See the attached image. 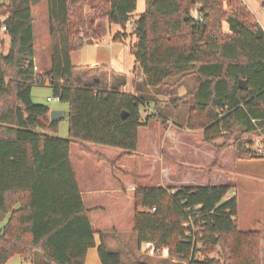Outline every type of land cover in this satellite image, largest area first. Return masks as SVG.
Instances as JSON below:
<instances>
[{"label": "trees", "instance_id": "obj_1", "mask_svg": "<svg viewBox=\"0 0 264 264\" xmlns=\"http://www.w3.org/2000/svg\"><path fill=\"white\" fill-rule=\"evenodd\" d=\"M40 1L0 0V19L6 17L0 36V222L7 219L0 264L14 257L31 264H85L87 251L96 247L70 158L72 144L93 156L85 143L131 156L140 129L158 120L164 128L173 122L202 131L206 145L223 140L215 147L217 159L231 149L238 161L264 160L258 153L264 146V28L241 0H144L131 32L113 38L119 44L134 39L132 69L143 76L137 93L123 90L126 74L114 72L106 80L71 62L84 40L100 38L97 22L125 30L136 0H47L50 68L43 73L34 65L32 12ZM185 77L195 79L186 96L164 103L149 96ZM34 86H48L67 106L68 138L57 136L49 108L32 101ZM150 103L152 111L142 119L141 109L146 112ZM119 158L103 160L121 170ZM229 191L212 184L137 187V244L158 254L166 250L179 264H261V232L238 228L237 199ZM108 237L99 234L100 264H123L120 253L110 251Z\"/></svg>", "mask_w": 264, "mask_h": 264}, {"label": "rangeland", "instance_id": "obj_2", "mask_svg": "<svg viewBox=\"0 0 264 264\" xmlns=\"http://www.w3.org/2000/svg\"><path fill=\"white\" fill-rule=\"evenodd\" d=\"M241 1L255 16L258 24L264 28L262 0ZM136 2V11L132 14L125 30L117 25H109L106 21H99L95 30L100 38L84 40L82 49L71 54V62L74 66L89 67L91 74H103L106 80H110V75L114 71L126 74L124 91L134 93L142 88L140 84L143 79L140 70L134 73L132 69L134 60L129 53V45L134 39L130 38L125 44H119L113 42V38L119 32L125 31L128 34L131 32V22L144 10V0H136ZM88 8L89 4L85 6V10L87 11ZM32 15L34 63L39 71L45 72L50 68L47 0H41L33 8ZM104 65L111 69L103 70ZM194 85L193 77H185L180 81L170 80L165 88L158 92L151 91L149 96L159 103H164L170 97L186 96L193 91ZM166 87L171 94L166 93ZM31 97L34 103L46 105L51 111L66 107L53 98L52 90L48 86H34ZM152 108L153 103H150L146 112L141 109L142 119L151 113ZM57 136L68 138L67 119L58 122ZM259 141L256 139V148L259 146ZM222 143L223 140H218L214 145H206L203 142L202 131L179 128L173 122L168 123L164 128L161 122L153 120L147 128L140 129L138 147L131 156H122V150L117 148L85 143L83 146L96 155L93 156L83 152L77 144H72L70 158L84 205L90 209V223L97 231L94 236L96 246L100 244L99 234L107 233L109 237L106 242L110 251L119 252L123 264H135L137 261L147 264H179L177 260L168 258L166 250L158 254L148 244L140 246L137 244L132 232L133 191L137 187L177 188L185 185L208 184L229 186L228 197L237 199V221L240 229L242 231L252 227L254 230L263 229L264 160L238 161L234 158L231 149L225 150L217 159L215 147ZM117 158H119L117 167L121 170L109 168L103 160L113 161ZM6 221L7 219L0 222V232ZM37 260L41 261L39 254ZM20 263L26 264L23 259L14 257L7 264ZM91 263L93 264L92 258L88 259V264ZM27 264L31 263L27 262Z\"/></svg>", "mask_w": 264, "mask_h": 264}, {"label": "crops", "instance_id": "obj_3", "mask_svg": "<svg viewBox=\"0 0 264 264\" xmlns=\"http://www.w3.org/2000/svg\"><path fill=\"white\" fill-rule=\"evenodd\" d=\"M34 65H35V63H34ZM94 66H98V65H94ZM35 71L36 72H39V73H43V71H39V69L37 68V66L35 65ZM113 71V70H112ZM115 72V71H114ZM116 73H121V72H116ZM122 74H124V73H122ZM48 99V98H47ZM50 102V101H49ZM50 110V112H51V109H49ZM52 110H64V111H68L67 110V106L65 107V108H60V109H52ZM155 187H158V186H155ZM97 192H95V194H96ZM99 193V192H98ZM83 202H84V200H83ZM86 207V206H85ZM88 209V208H87ZM88 210H90V209H88ZM90 214V213H89ZM238 222V221H237ZM93 228V227H92ZM238 228L240 229V225H238ZM94 229V228H93ZM252 229H253V227H252ZM252 229H243V231H252ZM241 231H242V229H240ZM254 230V229H253ZM95 231V230H94ZM258 231H260L261 232V245H262V255H261V264H264V228L263 229H260V230H258ZM95 232H97V231H95ZM98 246V245H97ZM96 246V247H97ZM95 247V248H96ZM95 248H92L93 250H91V249H89L88 251H87V254H86V260H85V264H88V259H91L92 258V262H93V264H100V261H99V258H98V255H97V250L95 249ZM96 251H95V250ZM166 252V251H165ZM163 253H164V251H163ZM167 253V252H166ZM9 262V261H8ZM7 262V263H8ZM26 264H27V262H25ZM20 264H22V263H20ZM92 264V263H91Z\"/></svg>", "mask_w": 264, "mask_h": 264}, {"label": "water", "instance_id": "obj_4", "mask_svg": "<svg viewBox=\"0 0 264 264\" xmlns=\"http://www.w3.org/2000/svg\"><path fill=\"white\" fill-rule=\"evenodd\" d=\"M240 89H246V83L241 82L238 86ZM69 112L64 110H53L50 112L49 119L51 122H59L63 119H67L69 117Z\"/></svg>", "mask_w": 264, "mask_h": 264}, {"label": "built area", "instance_id": "obj_5", "mask_svg": "<svg viewBox=\"0 0 264 264\" xmlns=\"http://www.w3.org/2000/svg\"><path fill=\"white\" fill-rule=\"evenodd\" d=\"M194 18L197 19L198 17H197L196 15H194ZM5 20H6V17H2V18L0 19V22H1V25H2V26L0 27V36H2L3 34L6 33V28H5L4 25H3V23H4ZM124 89H125V88H123V90H124ZM47 101H50V99L48 98ZM258 153L264 155V146H259V148H258Z\"/></svg>", "mask_w": 264, "mask_h": 264}]
</instances>
